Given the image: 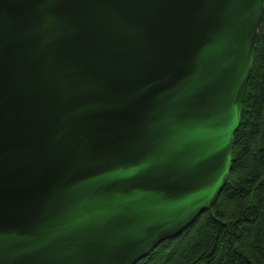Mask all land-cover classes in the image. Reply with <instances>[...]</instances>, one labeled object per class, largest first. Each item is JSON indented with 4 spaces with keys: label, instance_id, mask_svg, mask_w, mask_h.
I'll list each match as a JSON object with an SVG mask.
<instances>
[{
    "label": "water",
    "instance_id": "1",
    "mask_svg": "<svg viewBox=\"0 0 264 264\" xmlns=\"http://www.w3.org/2000/svg\"><path fill=\"white\" fill-rule=\"evenodd\" d=\"M264 0H0V264H137L228 181Z\"/></svg>",
    "mask_w": 264,
    "mask_h": 264
},
{
    "label": "trees",
    "instance_id": "2",
    "mask_svg": "<svg viewBox=\"0 0 264 264\" xmlns=\"http://www.w3.org/2000/svg\"><path fill=\"white\" fill-rule=\"evenodd\" d=\"M137 264H264V16L223 192L179 237Z\"/></svg>",
    "mask_w": 264,
    "mask_h": 264
}]
</instances>
